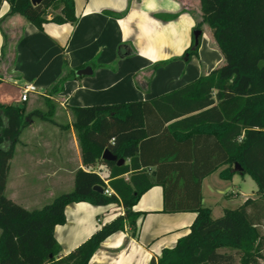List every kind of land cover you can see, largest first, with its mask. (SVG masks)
Here are the masks:
<instances>
[{
  "label": "trees",
  "instance_id": "16d2710c",
  "mask_svg": "<svg viewBox=\"0 0 264 264\" xmlns=\"http://www.w3.org/2000/svg\"><path fill=\"white\" fill-rule=\"evenodd\" d=\"M4 1L10 5L7 15L18 13L40 30L48 22L75 24L79 18L74 0H44L39 5L31 0H0V8ZM200 4L203 22L224 57L222 65L151 100L70 108L83 165L105 164L110 169V196L94 190L96 185L107 187L98 172L80 168L73 190L42 208L27 209L9 198L10 162L27 117L24 106H0V264H88L109 235L127 226L136 228L141 213L133 207L156 185L163 188L164 212L192 211L196 216L189 233L150 264H236V255L240 264H260L264 247V0H200ZM199 44L193 43L182 58L198 55ZM96 66L90 64L92 70ZM76 71L59 78L51 89L62 91ZM50 111L36 110L28 118L51 121ZM106 149L124 161L104 160ZM236 163L242 172H233ZM223 166L221 178L249 173L258 188L255 198L248 197L214 217L203 204L202 180ZM81 201L117 202L124 213L61 256L55 227L65 222V207Z\"/></svg>",
  "mask_w": 264,
  "mask_h": 264
},
{
  "label": "crops",
  "instance_id": "0c3cea01",
  "mask_svg": "<svg viewBox=\"0 0 264 264\" xmlns=\"http://www.w3.org/2000/svg\"><path fill=\"white\" fill-rule=\"evenodd\" d=\"M74 2L79 17L75 24L48 22L43 30L18 13L7 15V1L0 8V106H24L27 117L10 162L6 192L11 183L7 196L27 209L42 208L57 195L72 191L80 168L110 175L105 164L83 165L71 107L151 100L224 63L210 27L203 22L200 0ZM198 24L202 31L198 55L184 59ZM91 63L97 65L92 74L69 78L62 91L51 89L59 78ZM31 84L36 90L24 102L22 91ZM36 110H51L47 116L51 121L28 118ZM212 174L202 180V200L219 217L233 202L239 205L248 197L226 200L220 206L223 183L232 178L216 181ZM105 183L109 187V179ZM163 197L159 185L147 190L133 207L141 213L136 228L127 226L109 235L88 264H150L164 249L173 248L189 233L196 213L164 212ZM123 213L117 202L68 204L65 222L54 231L60 255L70 253Z\"/></svg>",
  "mask_w": 264,
  "mask_h": 264
},
{
  "label": "rangeland",
  "instance_id": "374dc122",
  "mask_svg": "<svg viewBox=\"0 0 264 264\" xmlns=\"http://www.w3.org/2000/svg\"><path fill=\"white\" fill-rule=\"evenodd\" d=\"M56 13V12H54ZM206 28H208V25L205 23ZM205 33L207 32V30H204ZM220 167L216 172L211 175V179H215L216 181L218 180V178H221L219 173L220 171L224 168ZM219 172V173H218ZM218 175V176H217ZM223 180H230L231 178L228 179H224L221 178ZM9 188L6 192V195H10L11 193V183L9 184ZM223 185L226 186H222L223 189V198L221 200L220 206H223L224 204L226 205V200H234L239 198V200L241 201L244 196L246 197H254L256 195V191H257V184L255 182V180L252 178V176L249 173H246L244 175L241 174H235L232 176V180L228 181V182H224ZM239 202H233L232 206H236ZM261 232L264 234V225L262 227ZM261 254L262 257L259 259L260 264H264V247L261 250ZM236 264H240L239 263V256L236 255Z\"/></svg>",
  "mask_w": 264,
  "mask_h": 264
},
{
  "label": "water",
  "instance_id": "95a60500",
  "mask_svg": "<svg viewBox=\"0 0 264 264\" xmlns=\"http://www.w3.org/2000/svg\"><path fill=\"white\" fill-rule=\"evenodd\" d=\"M44 0H31L33 5H39L43 2ZM201 34L202 31L200 29H195L194 30V43L197 46L200 42V38H201ZM93 73V70L90 66L77 70L76 71V75L77 76H83V75H90ZM102 158L106 161H117L118 164H121L124 160L123 159H118L116 155H114L110 150L106 149L103 154H102ZM243 168L239 163H236L233 169V172H242ZM94 190L102 193L103 187L100 185H96L94 186Z\"/></svg>",
  "mask_w": 264,
  "mask_h": 264
},
{
  "label": "built area",
  "instance_id": "2783aa9c",
  "mask_svg": "<svg viewBox=\"0 0 264 264\" xmlns=\"http://www.w3.org/2000/svg\"><path fill=\"white\" fill-rule=\"evenodd\" d=\"M36 90V87L34 86V85H27V86H25V88L23 89V91H22V96H21V100L22 101H27L28 99H29V94L31 93V92H33V91H35ZM99 174L105 179V182L107 181V179H108V177H109V175L107 174V175H103L102 173H100L99 172ZM104 193L105 194H107V195H111L112 193H113V191L111 190V188L110 187H106L105 189H104Z\"/></svg>",
  "mask_w": 264,
  "mask_h": 264
}]
</instances>
